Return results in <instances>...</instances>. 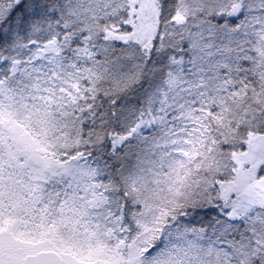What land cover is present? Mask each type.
<instances>
[{"label": "snow or ice", "instance_id": "snow-or-ice-1", "mask_svg": "<svg viewBox=\"0 0 264 264\" xmlns=\"http://www.w3.org/2000/svg\"><path fill=\"white\" fill-rule=\"evenodd\" d=\"M0 264H264V0H0Z\"/></svg>", "mask_w": 264, "mask_h": 264}]
</instances>
